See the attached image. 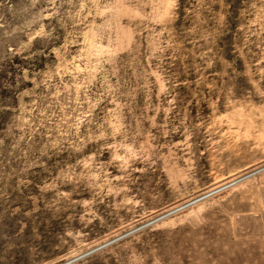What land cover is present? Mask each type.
<instances>
[{"label":"rangeland","instance_id":"obj_1","mask_svg":"<svg viewBox=\"0 0 264 264\" xmlns=\"http://www.w3.org/2000/svg\"><path fill=\"white\" fill-rule=\"evenodd\" d=\"M262 167L264 0H0V264H264Z\"/></svg>","mask_w":264,"mask_h":264},{"label":"bare ground","instance_id":"obj_2","mask_svg":"<svg viewBox=\"0 0 264 264\" xmlns=\"http://www.w3.org/2000/svg\"><path fill=\"white\" fill-rule=\"evenodd\" d=\"M264 167H262V168H258V169H256V170H254L253 172H251V173H249V174H245V175H243V176H240V177H236V178H230L229 180H225V178H221V179H219L220 181H218V184H219V182H220V184L219 185H217V183L215 184L216 186H214L209 192H207L206 194H204L203 196H201V197H199V198H197V199H194V200H192V201H190V202H188L187 204H184L183 206H181V207H184V206H186V205H188V204H191V203H193V202H196V200H198V199H200V198H203L204 196H207L208 194H212V193H214V192H217V191H219V190H222V189H224V188H226V187H228V186H230V185H232V184H234V183H236L237 181H239V180H241V179H243V178H245V177H247V176H249V175H251V174H253V173H255V172H258L259 170H262ZM170 213V212H169ZM168 214V213H167ZM106 245V244H105ZM104 246V245H103ZM96 248V247H95ZM94 249V248H93ZM68 262H71V259H67V260H65L64 262H62V263H60V264H67Z\"/></svg>","mask_w":264,"mask_h":264}]
</instances>
